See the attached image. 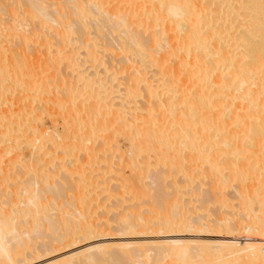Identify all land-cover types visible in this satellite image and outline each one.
Returning a JSON list of instances; mask_svg holds the SVG:
<instances>
[{
	"label": "bare ground",
	"instance_id": "bare-ground-1",
	"mask_svg": "<svg viewBox=\"0 0 264 264\" xmlns=\"http://www.w3.org/2000/svg\"><path fill=\"white\" fill-rule=\"evenodd\" d=\"M58 1L64 4L62 5L66 8L64 12H60L56 7L57 0H55L56 3L53 0H0V159L2 157L5 159L4 157H8V153H12L9 156L10 159L8 157V161L13 165L16 163L12 160H15V154L17 152L15 154L11 152L14 146H18L15 145V131L18 129V133H20L19 128L22 126L21 122L22 124L23 122L27 123L26 121L29 119L34 120L36 118L35 116L39 115L36 114L34 115L35 118H30L32 116L31 114L34 113L32 103L36 99L37 102L46 101L45 104L47 103V105L48 102H52L53 105L55 104L59 107L61 115H57H60L63 119L64 131L63 128L61 129L64 133H62L63 136H57L53 131L52 134L55 136L53 138L51 137V130L48 133V130H43V127L39 130L36 125L35 128L31 124H25L27 129L24 127V130L30 131H28L30 138L26 131H21L25 132L28 136L21 133L25 138L24 143L26 141V145L28 146L26 148L30 146L32 148L30 149L31 152L34 150V152L39 153L38 151L43 147L44 141L48 140L55 149L62 150L70 155L72 154V156L75 154V151L80 152L82 150L81 152L85 156L87 155L86 157H82V161L88 159L90 163H93L96 161L97 153L106 150V146L108 145L109 147L111 144L110 141L112 142L113 140H111L113 136L108 134L112 127L110 129H107V127L113 125L115 128L117 126L115 128L117 133L121 132L123 136L126 135L127 139H129L128 156H126L127 154L125 155L127 157L125 161L132 164L133 169L137 171L133 170L134 176L131 179L129 178L130 180L122 176L123 174L119 175L120 178L118 180L120 181L119 185H117L119 187L114 185L116 189L118 188L116 190L118 192L115 194L111 192L114 198L110 200H114L115 202L118 196L123 198L122 191H126L131 194L130 200L135 198L139 199V196L144 194L143 197H147L148 201L152 199L151 197L154 198L152 199L154 201H150L149 209L147 207L144 208L147 209L146 211L148 215L150 214L149 216H145V213L143 214L140 211L142 206L138 209L137 203V207H135L138 210L137 212L135 208L132 211V208L129 209L128 207L126 209L122 208V211L115 212V204L107 207V211L114 212V221H117L115 223L118 224V226L115 224L113 228H110L112 230L115 228L118 231H115V229L113 231L110 230L112 233L109 230L106 231L104 226L109 224L106 222V216L103 215L101 217L104 218L103 229H105L106 234L109 232L108 235H124L129 238L116 239L112 243H106L107 241L104 242L103 240H101L103 242L94 241V243L91 242L85 246L82 245L81 248L72 251L67 252L66 250V254L56 257V259L52 258L45 263H39L98 264L103 259V261L108 260L107 262L109 264H124L122 260L125 259H123V253L121 252L123 249L127 250L131 256L136 257L137 251H135V247H143L150 250L156 246H162L164 248L167 246L166 249L169 247L168 251H170V248L172 250L176 248V250H173V253L171 250L169 252L170 254L167 253L165 257L173 256L178 258V264H194V259L197 258H201L207 262L216 259L220 264H230L229 262L231 260L228 262V259H233L234 261L240 259L245 264H264V253L262 252L264 250V0H112L117 5L115 4L116 6L114 7L111 6V9L109 7L110 11L107 7L110 2L104 4L102 0ZM117 1L122 2L121 8L118 6ZM111 5L114 4L112 3ZM67 8H69L70 12H67ZM65 10L67 11L65 12ZM68 15L72 17L68 18ZM34 23L38 26L33 25ZM44 30H47L45 31L46 34L48 33L47 36L50 34L53 39L55 38L56 46H58L56 48H60L61 46L66 47L67 44L72 42V36L76 35L77 37L75 36V38L80 39L79 42L82 41L81 45L86 48L85 52H82V54L84 53L86 55L84 58L88 57L89 59H87L90 61L93 59L90 63L99 57L95 49L98 45L97 41L103 39L104 36L106 38L108 37V46L113 45L115 47L116 44L122 61L127 67L128 65L131 67L129 69L130 76L122 86L120 95H117L115 90H113L114 84L103 88L105 82L103 81V84H101V81L95 78L92 80L84 77L86 81L83 79L85 81L83 85L77 84V86L72 81V84L69 82L71 84L70 86L67 81L69 79L66 78V80L57 71L61 69L58 66L59 60L57 58L54 59L57 62L53 60L55 51H50L49 47L51 45L46 40L47 36L45 38ZM73 33L75 34L73 35ZM89 33L94 36H90L92 40L89 37ZM50 36L48 37L49 39H51ZM96 39L98 40L96 41ZM174 40L175 43H171ZM70 45L69 50L71 49L72 51L68 52V55H65L67 56L65 57L67 60L68 56L70 59V56L74 54L73 48H70ZM75 45L80 44L75 43ZM178 50L183 54H187L188 60L184 62L186 57H182L184 60L182 61L180 59L182 64H179V66L186 63L183 67L185 68L184 71L186 72V78L189 83L186 82L188 84L184 85V87L179 86L180 90L176 92L174 88L176 81L173 80V84L169 79L171 77L172 80L174 77L172 78L168 73L169 77L167 79L169 80L166 82L163 76L169 69L166 61L175 57ZM41 54L48 55L47 58L44 56L46 60L43 59L45 64L48 65L49 62V66L47 67L52 69L59 68L53 70L54 72L57 71V73L52 78H48V76L38 77L40 74L36 70L40 67L37 66H41L39 63H44ZM40 55L42 57L41 59ZM78 55L76 54L75 57L78 58ZM146 57H150V60H147ZM99 59H97V63L101 64ZM82 60L80 61L81 63L83 62ZM77 61L79 62V60H76L75 62H70L71 64L69 63L68 65L77 67ZM35 63L38 65L36 66ZM168 63L170 64V61ZM173 63L171 61L172 66L176 64V62ZM146 65L156 66L154 68L155 70L161 68L159 70L160 72L157 71L158 75L155 72L152 73L154 75L153 81L148 77L151 79L149 81L145 77L146 75L144 76L143 72L146 71L145 69L147 67H143ZM96 66L94 65L95 69ZM47 67L45 65V68ZM165 67L168 69L166 70ZM162 68L166 71H163ZM173 68L174 66L170 70L172 71ZM34 69H36L35 71L38 74ZM73 69L72 66L71 71ZM92 69L94 70V68ZM175 69L176 67L174 71ZM41 70L39 69V71ZM34 72L36 76L38 75L37 77L35 75L33 76ZM41 75L43 76V74ZM55 81L59 85L57 88L51 87ZM141 83L144 85L142 89L139 86ZM15 92L19 93V97L16 100L20 101L19 104L23 102L22 106L16 103L14 99L10 100L9 97L14 95ZM50 93H53V96ZM47 94H50L53 98L46 99L47 96L45 97L44 95ZM84 96L85 98L87 97L86 99L91 100L90 104L87 103L88 100L86 102L81 99ZM83 101L89 106L86 107ZM139 101L142 102V105H140ZM13 102L18 104L17 108H12L16 106L13 105ZM132 103H139L138 109L140 111L143 110L145 114L138 112L132 113ZM44 109L46 110V105ZM106 114H110V116L108 115L109 118L106 116L107 119L104 117ZM40 115L37 118H40ZM38 125L39 127L41 126L40 124ZM103 130L108 131L104 133L102 132ZM115 130L113 134L116 132ZM103 133L106 136L111 135L112 137L105 136L104 138ZM12 134H15V136L13 135L12 137ZM17 135L20 136V134ZM25 136L28 138L27 140ZM49 136L50 138H47ZM21 137L18 138L21 139ZM96 137H100L102 140L98 142ZM19 141L17 144H20L23 140L20 143ZM88 141H91L89 142L90 145ZM16 148H19V146ZM184 150L188 153L186 154L185 152L186 158L183 155ZM146 151H151L150 155L152 156H149L147 152L148 158L153 157V155L156 157L155 162L151 158L153 162L145 160L148 159L144 156ZM248 151L250 153L254 152V157L257 158L255 161L252 160L249 163H255L256 161L258 163V166H255L253 163L251 164L257 170L251 167L255 171H253L255 176L250 177L252 180H255L254 182L256 184L261 185H258V187L255 185L256 189L254 188L253 190H247L248 187L244 183L243 187L234 186V184H231L232 177L230 178V175L232 174L233 176V173L234 177L235 175L236 177L241 176V181L246 177L247 173H245L246 175L243 173L245 170L239 171V169L242 166L240 165V161L243 157L245 158L246 153H249ZM41 153L40 151L41 158L38 154H32L31 161L24 164V167H27H23L24 170L19 166L20 162V165L23 166L20 157H18L20 154L18 156V153L16 154V161H19L17 165L24 173L19 172L17 167V174V165H14V171L17 175H14L13 178L16 179L19 177L17 178L18 180L21 178V174H26L25 179L23 178L24 181L21 179L17 181L10 177L15 174L14 172L7 173L9 176H6L7 174L5 173L11 167V164L9 166L4 164L6 167L3 163H0V175H3L0 176V186L5 180L7 181L10 178L16 181L13 185L22 181L19 189L15 185V189H6V191L9 190L8 193L5 192L2 194V191L5 190L4 188H1L2 191H0L2 192L0 193L2 194L0 195V264H21L29 258L30 262H33V258L40 259L38 256L42 257V255H47L48 248L55 249L57 246H53L54 244L57 245L61 242L63 248L66 246L63 244L68 245V243L71 244L72 242L77 244L79 241L77 243L76 241L81 237L83 239L88 238V240L89 238L94 239L98 228L99 232L97 234L99 236L105 234V232L100 234L101 227L96 229V226H100L102 223L97 224L95 222L96 225L94 223V219L97 216L99 217L100 212L93 210L98 209L99 205L95 204L96 208L89 207L92 201L96 202L93 197H88L91 191L90 189L92 188L93 190L96 187L94 183L95 178L93 180L90 176L88 178L87 175L85 176L84 174L85 177L82 175L83 170L81 169L82 166L79 156L75 155L74 159L78 157L77 160L67 161L66 164L65 162L64 164L59 163L61 164L59 168L62 169V172L57 177H54L50 174L52 172L49 171V173L48 170H45L47 164L45 166L43 165L44 163L40 164L41 161L39 160L45 155L44 151V154L42 153L41 155ZM212 155L215 157L213 158ZM209 156L212 158H209ZM196 158H199L205 164L207 163L208 171L213 170L211 172L213 174L210 173L213 181H211V177L209 179L213 183V189H216V192L218 188L220 190V188L232 186L234 190L233 195L235 194L236 197L240 198L242 202L240 204L243 206L246 205L247 208L244 207L245 210L247 209L251 213V216H248L251 217V219L248 218L251 222L242 224L239 228L228 218L217 219L212 221V225L213 223L215 225L213 228L215 229H210L208 225L206 227L200 220L198 223L194 219V224L188 222L189 216L179 210L181 207H179L178 201L181 197L178 198L176 195L178 190H176L177 187L174 188L175 182L169 179L173 180V176L170 174L173 168L175 170H182V165H185L184 163H190L191 160L193 162ZM38 161L39 166L37 165ZM120 161H122V158ZM120 161L118 165H120ZM2 162L4 161L2 160ZM89 162L85 164H89ZM123 162L121 166L125 163ZM108 164L106 165L108 167L107 169L109 171L112 169L113 171L114 168L112 166L110 168ZM158 164L159 166L163 165L166 169L162 168L163 166L160 167L162 170L158 167L154 169ZM35 165L39 167V171L36 170L37 167L35 168ZM41 165L44 168L40 170ZM82 165L84 166L83 162ZM14 166L9 169L13 170ZM199 166L195 168L197 173L204 175L205 171H200L202 168H199ZM148 167H152L153 170L150 169L152 172L149 170V173L146 176L144 175V178V169L148 170ZM5 168H7L6 171ZM47 168L52 170L48 166ZM83 169L85 168L83 167ZM133 171L131 174H133ZM231 171L232 173H230ZM118 172H116V175ZM165 172L169 173L166 174ZM48 173L49 177H46L45 175ZM187 174L190 176L191 173L189 172ZM1 177H3V180L6 179L3 181ZM142 177L144 179L147 178V182ZM164 179H168L169 184H167V180L164 183ZM186 179L188 180V177ZM12 180L10 182H13ZM3 185L6 184L3 183ZM165 185L166 187L170 185L172 191L168 192L169 189L167 190V188L165 190ZM7 187L10 188V183ZM148 187L152 188V190L149 188L148 191L151 190V193L154 192L153 194L150 193L151 197H149L150 194L148 196L145 195L148 192L146 190ZM196 188L198 189V187ZM16 189L19 191H13ZM201 192L203 193V197L200 198L207 200L208 194L206 193L208 190L205 188ZM250 193H252L251 196ZM205 195L207 196L206 198L204 197ZM198 197L196 198L198 199ZM121 198L118 200H121ZM144 199L142 201H147ZM203 200L200 199L199 202H203ZM51 201L54 204L56 202V204H52ZM57 201H59L58 203L66 205L64 206L66 208H60V204L58 205ZM117 201L115 203H118ZM136 201L134 200V202ZM139 201L141 200L139 199ZM144 202L143 204L145 205ZM147 203L149 207V202ZM151 204L153 205L152 207ZM57 205L58 207H56ZM49 207L50 209L52 207L55 210L57 209L55 215L54 209L52 208L53 212L51 213ZM144 209L142 208V210ZM104 211L106 210L104 209ZM109 214L111 215V212ZM113 216L111 215L109 218ZM114 221L112 220V222ZM195 222H197V225H195ZM153 225H160L155 227L159 229H155V231H160V235L166 231L168 232L164 235L162 234L163 237L159 240L152 239L154 241H145V239H139L146 232L152 233L153 231L154 235L157 234L153 230ZM118 227L119 229H117ZM138 227L143 228L142 230H147L145 232L140 230L141 228L137 230ZM181 227L184 228L187 234V230L193 234L195 231H198L195 233L199 234L195 235L205 236V238L196 239L194 237L177 236L179 233H185L181 231ZM178 228L180 232H178ZM161 229L166 231L163 230V232ZM176 230L177 235L175 234ZM239 230L247 233L240 242H238L240 237L231 236L238 233ZM43 231H45L44 234ZM52 231L54 234H52ZM114 231L118 234L113 233ZM48 232L50 233L48 240L53 239L55 243L51 240L50 242L53 241V245L49 246L52 243L47 240L50 244L46 241V250L43 249L47 254L42 251V255H40L37 252L38 250H34L36 249L34 241L38 237L42 239L46 233L47 235L49 234ZM218 232L226 236H218L220 235ZM149 233H146V235ZM40 234H43V236ZM52 235L53 238L51 237ZM77 236L80 238L77 240L74 239ZM83 239L80 240L84 242ZM56 240L59 242L57 243ZM64 241L67 242L64 243ZM41 242L43 243V240ZM71 245L68 246L73 247ZM192 245L197 250L190 249ZM113 248H116V251L117 248L121 249L119 255L116 254L118 252L115 250V254H113ZM38 249L42 250L40 248ZM52 250L49 252L53 253L57 252L56 250L61 251L62 249L61 247H57L55 251ZM155 253L156 261H160L159 259L163 257L164 253L162 255L159 254L162 253L159 251ZM105 256L108 257L107 260H104ZM120 256H122L121 260ZM191 259H193V262ZM30 262L28 261L27 263Z\"/></svg>",
	"mask_w": 264,
	"mask_h": 264
},
{
	"label": "rangeland",
	"instance_id": "rangeland-1",
	"mask_svg": "<svg viewBox=\"0 0 264 264\" xmlns=\"http://www.w3.org/2000/svg\"><path fill=\"white\" fill-rule=\"evenodd\" d=\"M103 2H104V4H107V3H109L108 4V10H109V7H110V9H111V6L112 7H114V6H116L117 4H116V2L115 1H110V0H102ZM53 2H55V0H53ZM60 1H58L57 0V3L55 4V5H57L56 7L59 9V11L60 12H64V9H66L64 6H62V5H64V4H62V2H60ZM114 4V5H111V4ZM117 3H118V6L120 7L122 4V2H119V1H117ZM116 4V5H115ZM62 6V7H61ZM64 7V8H63ZM105 8H106V6H105ZM121 8V7H120ZM125 8V7H124ZM68 10V11H67ZM67 10H65V12L67 11V12H70V10H69V8H67ZM110 11V10H109ZM72 16H70L69 17V15H68V18H71ZM219 22V21H218ZM33 25H35V23L33 24ZM32 26V25H31ZM35 26H38V25H35ZM42 30V29H41ZM45 31H47V30H44V35H45V38H46V36L48 35V33L46 34L45 33ZM75 33H73V35H74ZM170 34V33H169ZM52 35V34H51ZM49 36H50V34H49ZM49 36H47V38L49 37ZM76 36V35H75ZM75 36H72V42L70 43V44H72V45H70V44H67L66 45V47H62L61 45V47L60 48H56V47H58V46H56L57 44H56V40H55V38L53 39V37L52 36H50V38L51 39H47L46 38V40L48 41V43L51 45L50 47H49V49H50V51L52 50H54L55 51V56H54V58H53V60L54 59H58L59 61H60V63H59V61H58V66H59V68H61L60 69V71L59 70H57L56 68H58V67H56V68H54V69H56L61 75H62V77L64 76L65 77V79L67 78V79H69V80H67L68 81V83L70 82H72L73 81V83L75 84V85H79V84H84L85 83V79H84V77L86 78V79H92V80H94V78L95 79H99L101 82V84H103V81L105 82L104 83V86H103V88H106V87H109V86H112L113 84V90H115V92H116V94L118 95H120V93H121V89L123 88L122 86L127 82V78L130 76V71H129V69H131V67H129L130 65H128V67H127V65L126 64H124V62L122 61V59H121V55H120V52L118 51V49H117V47H116V44H115V47L112 45V46H108L109 44H108V37L106 38L105 36V39H104V37H103V39H101V40H99V41H97L98 39H100V38H98V39H96V41H97V48L95 47V49H96V53L98 54L97 56H99L97 59H99V58H101V59H99L100 61H101V64H98L97 63V59H95L94 61H95V63L97 64V66H96V64L95 63H90L93 59H91V61L90 60H88L87 58H84V57H86V55L83 53L82 54V52L84 51L85 52V47L83 46V45H81V42H79L80 41V39H77V38H75ZM94 37L93 36V34L91 35V33H89V37ZM77 37V36H76ZM90 37V38H91ZM76 40V41H75ZM91 40H92V38H91ZM173 40V39H172ZM54 42V43H53ZM75 43L76 44H80V45H75ZM107 43V44H106ZM171 43H175V40L174 41H171ZM55 44V45H54ZM69 45H70V48H73V51H74V54L72 55V56H70V59H69V56H68V60H67V58H65V57H67V56H65V55H68L67 53L68 52H71L72 50L70 49L69 50ZM76 46V47H75ZM52 47H53V49H52ZM77 47H78V49H77ZM84 47V48H83ZM74 48H76V50H74ZM82 48V49H81ZM64 49V50H63ZM99 51H98V50ZM68 50V51H67ZM82 50V51H81ZM77 51V52H76ZM65 52H66V54H65ZM78 55L77 57L78 58H76L75 57V55ZM179 54V55H178ZM41 55H42V57H41ZM40 55V59L42 58V60L44 59V60H46V58L48 57V55H46V54H41ZM71 55V54H70ZM82 55H83V57H82ZM44 56H46V58H44ZM73 56H74V58H76V59H74L73 58ZM74 59H72V58ZM176 57V58H175ZM175 57H172L171 59H169L168 61H170V64L168 63V61H166V63L168 64V67H169V69L168 68H166L167 67V65H166V67H165V69L167 70H164V68H162V70L163 71H166L167 73H164V76H163V78H164V80L166 81V82H168V80L170 79V82L172 81L173 82V80L174 81H176V83L174 84V82H173V84H174V88H175V90H176V92L178 91V90H180L179 88L180 87H184V85H186V84H188L189 82H188V80H187V75H186V72L184 71L185 70V68L183 67V66H185L186 65V63L184 64V65H180L179 66V64H182V61L184 60L182 57H186L185 58V60H184V62H186V60H188V57H187V54H183V53H181V52H179V50H178V53H176V55H175ZM81 58V59H80ZM147 58V60H150V57L148 58V57H146ZM83 59V60H82ZM182 61H181V60ZM44 60H43V62H44ZM76 60H79V62L77 61L76 63H77V67L75 66L74 67V65H72L73 66V70L71 71V69H72V66L71 65H68L70 62H75ZM83 61L82 63L80 62V61ZM99 60H98V62H99ZM174 60V61H173ZM54 61H56L57 62V60H54ZM62 61V62H61ZM122 61V62H121ZM171 61H172V63L174 62H176V66L175 65H173L174 66V68L176 67V69H175V71H174V68H173V70L171 71L170 69H172V65H171ZM179 61V62H178ZM165 62V61H164ZM130 63V62H129ZM165 63V64H166ZM173 63V64H174ZM178 63V64H177ZM41 66H37L38 64H36L35 63V65L37 66V67H40L39 69L41 70V71H39V69H37L36 67V69H34V71L36 70V71H38L39 72V74L41 75V74H43V76L41 75H37L38 77H44V76H48V78L50 77V78H52L53 76H54V74L55 73H57V71H53L54 69H52V68H50V67H47V66H49V62H48V65L47 64H45V62L44 63H39ZM68 66H70V67H68ZM71 64V63H70ZM45 65H46V67L48 68V70H47V68H45ZM63 65V66H62ZM79 65V66H78ZM94 65L96 66V69H95V67H94ZM44 66V67H43ZM92 66V67H91ZM147 67V69H145L146 71V73L145 72H143L144 73V76L150 81L151 79V81H153V77H154V75L152 74L153 72H155L156 74H157V71H159V70H161V68L159 69L158 67V69L157 70H155L154 68L156 67V66H152V65H146V66H144L143 68H146ZM187 67V66H186ZM58 68V69H59ZM70 70H69V69ZM76 68V69H75ZM92 68H94V70L92 69ZM104 68H105V70H104ZM150 68V69H149ZM52 69V70H51ZM83 69V70H82ZM150 71H149V70ZM35 71V72H36ZM43 71V72H42ZM51 71V72H50ZM85 73H84V72ZM171 73H173V74H171ZM33 73V76L37 73ZM42 72V73H41ZM54 72V73H53ZM106 72V73H105ZM160 72V71H159ZM68 73V74H67ZM168 73H169V75L170 76H172V80H171V77H169V75H168ZM38 74V73H37ZM151 74V75H150ZM155 74V75H156ZM59 75V74H58ZM87 75V76H86ZM96 75H97V77H96ZM153 75V76H152ZM158 75V74H157ZM168 75V76H167ZM174 75V76H173ZM36 76V75H35ZM36 76V77H37ZM60 76V75H59ZM71 76V77H70ZM73 76V77H72ZM81 76H82V78H81ZM107 76V77H106ZM151 76V77H150ZM61 77V76H60ZM75 77V78H74ZM93 77V78H92ZM102 77V78H101ZM151 78V79H149V78ZM157 77V76H156ZM169 77V79H167ZM47 78V77H46ZM85 81H84V80ZM111 79V80H110ZM54 80V79H53ZM98 80V81H99ZM165 81H164V83H165ZM53 82V81H52ZM76 82V83H75ZM78 82V83H77ZM83 82V83H82ZM186 82H188V83H186ZM9 83V82H8ZM69 83V84H70ZM108 83H109V85H108ZM53 84V85H52ZM50 86L51 87H58L59 85H58V82L57 81H55L54 83H52ZM72 84V83H71ZM71 84H70V86H71ZM107 84V85H106ZM116 84V85H115ZM143 83H141L139 86L141 87V89L143 88V86L144 85H142ZM57 85V86H56ZM77 85V86H78ZM177 85V86H176ZM73 86V85H72ZM180 86V87H179ZM80 87H81V85H80ZM102 88V89H103ZM56 90V89H55ZM142 92V91H141ZM54 93V92H53ZM53 93H50L52 96H53ZM179 93V92H178ZM50 94H47V95H44L45 97H46V99H52L53 97L50 95ZM86 95V94H85ZM10 96V95H9ZM43 96V97H44ZM50 96V97H49ZM7 98H8V96H6ZM18 97H19V93H16L15 92V94L14 95H12V96H10L9 98H10V100H12V99H14V100H16V99H18ZM44 97V98H45ZM84 98V99H83ZM87 98V97H86ZM85 98V96L84 97H82L81 99L82 100H85L86 102H87V100H88V102L87 103H91V100H89V99H86ZM37 100V99H36ZM35 100V102L34 103H32V106L34 107V113H32L31 115V117L30 118H33L34 117V115H36V114H41L40 115V118H37L39 115H37V116H35L34 118V120H31V119H29L28 121H26L27 123H25V122H23V124H24V126H23V124H22V122H21V127L19 128L20 129V133H18L19 131H18V129L15 131V133H16V136H15V134H12V137H13V135L15 136L14 137V139H15V145H18L19 146V148H16V147H18V146H14V149L11 151V152H13L14 154L16 153L17 154V156L18 157H20V161H22V163H23V166H21L20 164H21V162H20V164H19V161H16L17 160V156H16V154H15V160L13 159H11L13 162H16V163H14V165H17V164H19V166L21 167V168H23L24 167V164H26L27 162H29V161H31V158H32V154H38L39 156H40V151L43 153V151H44V153H45V155H43L42 156V159H40L39 161H41L40 162V164L41 163H44L43 165L45 166V164H47V166L50 168V169H52V170H49L48 168H47V166L45 167V170L47 171L48 170V172L50 171V172H52V173H50V174H52L54 177H57V175H59V174H61V172H62V169H60L59 168V165H61L62 163L64 164V162H65V164H66V162L68 161H72V160H77V158L78 157H76L75 159H74V157H75V155L77 156H79V159H80V164H81V169L83 170L82 172V175L84 176V174H85V176L87 175L88 176V178H89V176H90V178L91 179H93L94 180V178H95V180H94V183L96 184V187L92 190V188L90 189L91 191H90V194H89V196L88 197H93V199H95L96 200V202L94 201H92V203H91V205L89 206L90 208H96L95 207V204H98L99 205V207H98V209L96 208L95 210H93V209H91V210H93V211H99L100 212V214H99V217L97 216V214H95V213H97V212H95L94 214L97 216V220L96 219H94V223L96 222L97 224L98 223H102L100 226H96V229L98 228V227H101L100 228V234L101 233H104L105 232V234H101V236H103V237H101V236H99L97 233L99 232L98 230H99V228H98V230H97V232L95 233L96 234V236H99V237H96L95 236V234H94V236L96 237H94V239L92 238V239H90L89 238V240H88V238L86 239V238H80L79 236H77V237H74V239H78V238H80V239H83V241L84 242H82V240H80V239H78L77 241L76 240H74V241H76V243L77 244H74L73 242L71 243V244H69L68 243V245H71V246H73V247H70V246H68L67 244H63V245H66V246H64L63 248H65L64 250H63V248H62V244H61V242L60 243H58L59 241H57L56 240V242L58 243L57 245L56 244H54L53 245V239H50V241L51 240H53L52 242H50L49 240H48V238H49V235H50V233L47 235V233H46V235L45 236H43V234H44V232L45 231H43V234H40V235H42L43 237H42V239L41 238H39L41 241L43 240V243L41 242H39L37 239H36V241H34V246H35V248L36 249H34L33 247V249L34 250H38L37 252L40 254V255H42V251L43 252H45L43 249H45V247H47V245H45V243H46V241L48 240L50 243H52V244H50L48 241H47V243L48 244H50L49 246H51V245H53V246H57V247H61V251H58V250H56V248L54 249L53 248V250H52V248L51 249H47L48 251V254L47 255H42V257L41 256H38V257H40V259H36V258H33L34 260L36 259V261H34L33 260V262H30V258L28 259V260H26L27 262L29 261L30 263H27L26 261L25 262H22L23 264L25 263V264H40L39 262H41V263H45L47 260H49V259H56V257H60L61 255H64V254H66V250H67V252L68 251H72V250H74V249H78V248H81V246L82 245H87V244H89V243H94V241L96 242H106V243H112V241H114V240H116V239H126V238H129V237H125L123 234H120V235H123V236H115V234H110V235H108L109 234V232L110 233H112L111 231H113L111 228H113L114 226H115V222H117V221H114L115 220V214H113L114 212H112V211H107V207L108 206H110V205H112V204H115L116 205V208H115V212H119V210L120 211H122V208L123 209H126L127 207L129 208V209H131L132 208V211H134V208L135 207H137L138 206V209H140L139 207H141V209H140V211L141 212H143V214L145 215V216H147L148 215V213H147V209H144V208H150V201L152 200V199H154L153 197H151V194H153V193H151L150 191L152 190V188L151 187H148L146 190L148 191V189L149 188H151V190L150 191H148V192H146V196H148L150 193V196L149 197H151L152 199L151 200H147V197L145 198V197H143V195L144 194H141L139 197V199L141 200V201H139V199H137V198H135V199H133V200H130V198H131V194L128 192H126V191H122V197L123 198H121V197H119L118 196V199H120L121 198V200H116L118 203H115L114 202V200H110V199H112V198H114V197H112V195H111V192H113L114 194L116 193V192H118V191H116L117 189L115 188V186L114 185H116V187H119V186H117V185H119V181L120 180H118L120 177H119V175L121 174H123L122 176H124L126 179H131V177H133L134 176V171H137V170H134L133 169V166H132V164H129V162L128 161H125L126 160V158L127 157H125V155L126 156H128V149H129V147H128V145H129V139H127V136L126 135H124L123 136V133H121V132H118L117 133V131L115 130V128H117V126H115V128L113 127V125L111 126L110 125V127L108 126L107 127V129H110L111 127H112V129H110V132L108 133V134H111V135H107V136H109L110 138H111V140H112V142L110 141V143L112 144H110L109 145V147H108V145L106 146V150H104L103 152L101 151V152H98L97 154V157H96V161H94L93 163H90L89 161H88V159H86V160H83L82 161V157H86L85 156V154L84 153H82L81 151L79 152V151H75L73 154V156H72V154L70 155V154H68V153H66V152H63L62 150H59V149H55L52 145H51V143H49V141L48 140H45L44 141V143H43V147L42 148H40V151H38L39 153H37L36 151L34 152V150L31 152V150L30 149H32L30 146H29V148H26V147H28L27 145H26V141H25V143H24V140H25V138L23 137V135H26L25 134V132H21V131H26V130H24V127H25V124L27 125V124H31V126H37V128L40 130L42 127L44 128L43 130H48V133L49 132H51V134L53 133V131H54V134L55 135H57V136H60V135H62V131H61V129L63 128V131H64V123L62 124V118H61V113L59 112V107H57L55 104L53 105V103L52 102H48V105H47V103L45 104V102L46 101H44V102H42V101H36ZM93 100V99H92ZM143 100V99H142ZM90 101V102H89ZM19 102L20 101H17L16 100V103H18L19 104ZM140 102V105H142V102L141 101H139ZM52 103V104H51ZM93 103V102H92ZM18 104H15L14 102H13V105L15 106V107H12L13 109L14 108H17L18 107ZM22 104H23V102L21 103V104H19V105H21L22 106ZM51 104V105H50ZM83 104L84 105H86V103L83 101ZM12 105V106H13ZM35 105V106H34ZM43 105V106H42ZM45 105H46V110L44 109V107H45ZM50 105V106H49ZM180 105V104H179ZM3 106V105H2ZM21 106H19V107H21ZM41 106V107H40ZM52 106V107H51ZM87 106H89V105H86V107ZM139 106V103H132L131 104V112L133 113V112H138V113H143V110H139L138 107ZM181 106V105H180ZM4 107V106H3ZM48 107V108H47ZM179 107V106H178ZM38 109V110H37ZM41 111V113H40V111ZM58 111V113H57V111ZM35 112H37V113H35ZM23 113V112H22ZM57 114H60V115H57ZM143 114H145V112L143 113ZM143 114H140V115H143ZM56 115V116H55ZM110 116V114H106V115H104V117L107 119V117L109 118V116ZM50 116V117H49ZM52 116V117H51ZM107 116V117H106ZM52 118V119H51ZM61 118V119H60ZM50 119V120H49ZM51 120H52V122H51ZM21 121V120H20ZM35 122V123H34ZM107 123H108V121H106ZM34 123V124H33ZM59 123V124H58ZM61 123V124H60ZM33 124V125H32ZM38 124H40L41 126L39 127V125ZM36 126H35V128H36ZM48 126V127H47ZM26 129H27V127H25ZM46 128V129H45ZM48 128V129H47ZM21 129H23V130H21ZM116 131V132H114V134H113V131L114 130ZM43 130H41L42 132H43ZM49 130H51V131H49ZM113 130V131H112ZM29 131V130H28ZM28 131H26V133H27V135L29 136V138H30V135L28 134ZM107 131L108 130H106V131H102V132H104V133H107ZM30 132V131H29ZM21 133H23V135L21 134ZM100 133H101V131H100ZM104 133H103V135H104ZM118 135H117V134ZM122 135H121V134ZM17 134H20V136H22L21 137V139L20 138H18V137H20V136H18ZM51 134H49L50 136H51ZM54 134H52V136L51 137H55L54 136ZM64 134V133H63ZM116 134V135H115ZM26 135V136H27ZM99 135H102V134H99ZM18 136V137H17ZM25 136V137H26ZM27 136V137H28ZM50 136L49 137H47V138H50ZM56 136V137H57ZM63 136V135H62ZM105 136L106 135H104V138H105ZM106 136V137H107ZM122 136V137H121ZM26 137V140L28 139ZM126 137V138H125ZM18 138V139H17ZM24 138V139H23ZM18 140H20L19 141V143L21 142V140H23L20 144H17V142H18ZM96 140L98 141V142H100L102 139L99 137H96ZM100 140V141H99ZM89 142H91V141H88V144H89ZM24 144V145H23ZM50 144V145H49ZM87 144V145H88ZM90 145V144H89ZM117 145V146H116ZM49 146V147H48ZM53 147V148H51V147ZM116 146V147H115ZM112 147H114V148H112ZM128 147V148H127ZM108 148V149H107ZM109 148H110V151H109ZM116 148V149H115ZM18 149H20V150H17ZM54 149H55V152H54ZM127 151H126V150ZM16 150V151H15ZM53 150V152L55 153V156H54V153L53 152H51ZM112 150H113V152H112ZM115 150V151H114ZM116 150H118V151H116ZM23 153H22V152ZM46 151H48V152H46ZM126 153H125V152ZM19 152H21V153H19ZM79 152V153H78ZM84 152V151H83ZM112 152V153H111ZM122 154H121V153ZM124 152V153H123ZM147 152L148 151H146V154L144 153V156L145 157H147L148 158V154H149V156H152V155H150V152H148V154H147ZM185 152H186V150H184V157L186 158V155H185ZM245 152H247V151H245ZM249 153H246V155H245V153H243L244 155H245V158L243 159L242 158V160L240 161V165H242L241 167H240V169H239V171L240 170H242V171H244L243 173L245 174V173H247V175H246V177H244V179H243V181H241L242 179H241V176H238V177H240L239 179H238V177H236V175H235V177H234V173H233V176H232V174L230 175V178L232 177V180H231V184H234V186H244V184H245V186L246 187H248V189L247 190H253L254 188H255V185L258 187V185H260V184H256V182H254L255 180L253 179L252 180V178L250 177V176H255V171H254V169H256V165L258 166V163H257V161L254 163V162H251V163H249L250 161H255L257 158L256 157H254V152L252 153H250V151H248ZM42 153H41V155H42ZM43 153V154H44ZM81 153V154H80ZM12 153H8L7 154V156L9 157L10 155H11ZM13 154V155H14ZM83 154H84V156H83ZM186 154H188L187 152H186ZM213 155H214V153H212ZM216 154V153H215ZM242 154V155H243ZM252 154V155H251ZM12 155V156H13ZM82 155V156H81ZM119 155V156H118ZM122 155H123V157H122ZM141 155H142V153H141ZM147 155V156H146ZM212 155V157L214 158L215 156H213ZM243 155V156H244ZM252 157H251V156ZM258 155L260 156V153L258 152ZM39 156H38V158H39ZM118 156V157H117ZM211 156V155H210ZM209 156V158H212V157H210ZM8 157H4L5 159H3V157L1 158L4 162H6V163H4V162H2V160H1V162L0 163H3V165L4 164H6L7 166H9L10 164H11V162L10 161H8ZM58 157V158H57ZM122 158V161H120L121 160V158ZM140 157V156H139ZM40 158H41V156H40ZM48 158V159H47ZM119 158H120V160H119ZM153 159L154 160V162H155V159H156V157L153 155V157H149L148 159H145V160H147V161H152L153 162V160H151V159ZM255 158V159H254ZM9 159H10V157H9ZM46 159V160H45ZM51 159H52V161H51ZM79 159H78V161H79ZM150 159V160H149ZM26 160V161H25ZM48 160V161H47ZM123 160H124V162H123ZM139 160H140V158H139ZM197 160V161H196ZM247 160V161H246ZM39 161H38V163H37V165L39 164ZM51 161V162H50ZM83 162V164H84V166L82 165V162ZM84 161H86L87 163L89 162V164H85L86 162H84ZM109 161V162H108ZM120 161V165H118L119 162ZM141 161H142V158H141ZM185 161H188V160H185ZM196 161V162H195ZM10 162V163H9ZM122 162L124 163L122 166H121V164H122ZM151 162V164H153ZM192 160L190 161V163H188V162H186V163H184L185 165H182L183 166V168H182V170H184V171H182V170H180V169H176L175 170V168H173L172 170H171V172L172 173H170V174H172V176H173V180L172 179H169V177H168V179L170 180V181H174L175 183H174V185H175V187L174 188H176L177 187V189L176 190H178L177 191V193H176V195L178 196V198H180L179 199V207H181V209L179 208V210H181V211H183L184 212V214H186L187 216H189V217H191V218H189L188 217V222H191V223H193V221H195L194 219H196V221L199 223V220L202 222V224L203 225H208L209 226V228L210 229H215V228H213V227H215V225H214V223H213V225H212V221H215V220H217V219H223V218H228L229 220H231V222H233V223H235V225L236 226H238L239 228L241 227V225L242 224H247V223H249V219H251V217H248V216H251V213L249 212V210H245V208H247V206L246 205H241L242 204V202L240 201V198H238V197H236V195L234 194L233 195V188H232V186H227V187H223V188H220V190H219V188L217 189V192H216V189H213L214 188V186L212 185L213 183L211 182V181H213V178H212V175L211 174H213V173H211V172H213V170L211 169V171H208L207 169H208V166H206L207 165V163L205 164L203 161H201L199 158L197 159H195L192 163ZM198 162H201V163H198ZM8 163V164H7ZM59 163H61V164H59ZM109 163V164H108ZM117 163V164H116ZM195 163H197V164H195ZM255 164V166L253 167L251 164ZM257 163V164H256ZM39 164V165H40ZM49 164V165H48ZM108 164V166L110 167V166H112L114 169H113V171H112V169H111V171H109L107 168L108 167H106V165ZM111 164V165H110ZM190 164V165H189ZM193 164V165H192ZM202 164V165H201ZM243 164H245V165H243ZM249 164V165H248ZM6 165H4V166H6ZM13 164H11L10 166L11 167H9V168H12L13 166H14ZM37 165H35V168L37 167V169L36 170H38L39 169V165L37 166ZM43 165H41L42 167L40 168V170L42 169V168H44L43 167ZM115 165H116V167H115ZM129 165V166H128ZM192 165V166H191ZM200 165V166H199ZM6 166V167H7ZM52 166V167H51ZM119 166V167H118ZM121 166V167H120ZM132 167V169H131V167ZM163 166V165H162ZM161 165L159 166V164L158 165H156V167H154V169L155 168H159V169H161L162 170V168H165L164 166L162 167ZM193 166H194V169L195 168H197L198 166H199V168H202V169H200V171L202 170V171H205V174L204 175H200V173H197V171H196V169H195V171H193L194 169H193ZM247 166V167H246ZM17 167H18V165L16 166V172H17V174H18V169H19V172H21V173H24V172H22L21 171V168L20 167H18V169H17ZM83 167L85 168V169H83ZM112 167H110V168H112ZM153 167V166H152ZM152 167H148V170H146V169H144L145 170V173L143 174V177L145 178V176H146V174H148L149 172V170L150 169H152ZM160 167H162V168H160ZM191 167H192V169H191ZM251 167L252 168H254L253 170L251 169ZM7 169V168H5V171H6V169L8 170V171H6V173L5 174H7V173H10V172H14L15 173V171H14V169H15V166H14V168H13V170H11V169ZM24 168H27V167H24ZM24 168L22 169V170H24ZM109 168V169H110ZM116 168V169H115ZM243 168V169H242ZM245 168H247V169H245ZM120 169V170H119ZM137 169V168H136ZM166 169V168H165ZM250 171H249V170ZM122 170V171H121ZM134 170V171H133ZM153 170V169H152ZM164 170V169H163ZM209 170H210V168H209ZM224 170V169H223ZM252 170V171H251ZM257 170V169H256ZM39 171V170H38ZM115 171V172H114ZM120 173H119V172ZM132 171H133V174H131L132 173ZM151 171V170H150ZM191 173L190 174V176H188V174L187 173H189V172ZM191 171H193V172H191ZM207 171V172H206ZM225 171V173L226 174H228V172L226 171V170H224ZM230 171V170H229ZM249 171V172H248ZM254 171V172H253ZM54 172V173H53ZM116 172H118L117 173V175H116ZM139 172H141L140 170H139ZM152 172V171H151ZM186 172V173H185ZM21 173H19V174H21ZM40 173V172H39ZM49 173L48 174H46L45 176L46 177H49ZM115 175H114V174ZM142 173H143V171H142ZM166 173V172H165ZM167 173H169V172H167ZM166 173V174H167ZM211 173V174H210ZM230 173H232V171L230 172ZM254 173V175H252ZM4 174V173H3ZM4 174V175H5ZM13 174V173H12ZM16 173L15 174H13V175H11L10 177H14V175H17ZM210 174V175H209ZM2 175V174H1ZM0 175V176H1ZM22 176H20L21 178V180H23V178L25 179V175L26 174H21ZM145 175V176H144ZM244 175V176H245ZM3 176V175H2ZM6 176H9V174H7ZM5 176V177H6ZM27 176V175H26ZM84 176V177H85ZM118 176V177H117ZM164 176H166L165 174H164ZM208 176V177H207ZM142 177V178H143ZM188 177V180L186 179ZM212 178V180L210 181V179L209 178ZM3 177H1V180H3L2 179ZM12 178H10V179H8L7 181L5 180V182H3L4 184H6V185H3V183L1 184V186H0V191H2L1 190V188L3 189H5L4 191H2V192H0V193H2V194H4L5 192L6 193H8V191L11 189H15V187L16 186H18V189H19V187L21 186V183H22V181L21 182H19V183H17V184H15V185H13L14 184V182L16 183V181L15 180H17V178H19V177H17L16 179L15 178H13V179H15L14 181L12 180ZM115 178V179H114ZM143 178V180H145L146 182H147V178L146 179H144ZM172 178V177H171ZM246 178V179H245ZM251 178V179H250ZM20 179H18L17 181H19ZM87 179V178H86ZM129 179V180H130ZM168 179H164V183H166V180L168 181ZM3 180V181H4ZM10 180H12L13 182H10ZM116 180H117V182H116ZM24 181V180H23ZM88 181V180H87ZM91 181V180H90ZM1 182V181H0ZM144 182V181H143ZM146 182H144V183H146ZM209 182H211V183H209ZM9 183H10V188L9 187H7L8 185H9ZM114 183V184H113ZM244 183V184H243ZM19 184V185H18ZM167 184H169V181H168V183ZM166 184V185H167ZM23 185V184H22ZM111 187H110V186ZM166 185H165V187H164V189L166 190V188H167V190H168V192L169 191H172V187L170 188V185H168L167 187H166ZM177 185V186H176ZM213 186V187H212ZM261 186V185H260ZM259 186V187H260ZM7 187V188H6ZM146 187V186H145ZM196 187H198V189L196 188ZM203 187V188H202ZM241 187V188H242ZM112 188V189H111ZM197 190H196V189ZM205 188H206V190H208V192L206 193V194H208V198H207V200H203L202 198H200V197H203L202 195H203V193L201 192L202 190H205ZM210 188H212L213 189V191H212V189H210ZM215 188H217V187H215ZM6 189H9V190H7L6 191ZM18 189H16V190H13V191H17ZM21 189V188H20ZM191 189V190H190ZM201 189V190H200ZM256 189V188H255ZM258 189V188H257ZM114 190V191H113ZM121 190V189H120ZM123 190H125L124 188H123ZM200 190V191H199ZM215 190V191H214ZM19 191V190H18ZM190 191V192H189ZM194 191V192H193ZM195 192H197V193H195ZM2 194H0V195H2ZM190 194V195H189ZM201 194V195H200ZM220 194V195H219ZM200 195V196H199ZM217 195V196H216ZM252 195V193H250V196ZM177 196H176V198H177ZM199 196V197H198ZM211 196V197H210ZM127 197H129V198H127ZM196 197H198V199L196 198ZM205 198L207 197L206 195L204 196ZM225 197V198H224ZM126 198V199H125ZM145 198V199H144ZM201 200H203V202H199V200L200 199ZM204 198V199H205ZM123 199H125L124 201H123ZM147 200V201H142V200ZM150 199V198H149ZM182 199V200H181ZM225 201H224V200ZM134 200H137L136 202H134ZM198 200V201H197ZM119 201H120V203H119ZM121 201H123L122 203H121ZM152 201H154V200H152ZM222 201V202H221ZM59 201H57V204L59 205L60 204V208H66V207H64V206H66V205H63L62 203H58ZM112 202V203H111ZM143 202L145 203V205L143 204ZM147 202H149V207H148V203ZM50 203V202H49ZM51 203L52 204H54V202L53 201H51ZM130 203V204H129ZM134 205H133V204ZM138 205H137V204ZM140 203V204H139ZM142 203V204H141ZM241 203V204H240ZM52 204H50V205H52ZM55 204H56V202H55ZM54 204V205H55ZM153 204H155V203H153ZM58 205L56 206V207H58ZM62 205H63V207H62ZM92 205H93V207H92ZM97 205V206H98ZM133 205V206H132ZM137 205V206H136ZM53 206V205H52ZM114 206V205H113ZM132 206V207H131ZM153 205L151 204V207H152ZM245 207V208H244ZM53 208V207H52ZM52 208L50 209V207H49V210L51 211V213L54 211V215H55V213H56V210H55V208H53L54 210L52 211ZM59 208V209H60ZM69 208V207H68ZM90 208H89V210H90ZM142 208L144 209V210H142ZM104 209L106 210V211H104ZM136 209V212L138 211L137 210V208H135ZM104 211V212H103ZM49 212V211H48ZM111 212V215L113 216V217H111L112 218V220L114 221V222H112V220H111V218H109L111 215L109 214ZM247 212V213H246ZM104 213V214H103ZM135 213V212H134ZM53 215V216H54ZM95 215H93L94 217H96ZM103 215L104 216H106V218H107V221H106V218H105V221L107 222V224H109V225H103V221H104V218H102L103 217ZM150 215V214H149ZM148 215V216H149ZM246 215V216H245ZM102 216V217H101ZM93 217V218H94ZM100 218V219H99ZM198 218V219H197ZM249 218V219H248ZM101 220V221H100ZM197 222H195V225H197L196 223ZM200 222V223H201ZM251 222V221H250ZM32 223V222H31ZM30 223V224H31ZM96 223H95V225H96ZM44 224V223H43ZM154 224V223H153ZM194 224V223H193ZM28 225H29V223H28ZM33 225H35V224H33ZM117 226H118V224H116ZM150 225V224H149ZM155 225V224H154ZM153 225V226H154ZM217 225V224H216ZM30 227H31V225H29ZM105 227V229H106V231H108L109 230V232H107V234H106V231H104L105 229H103L104 227ZM107 226H109V227H107ZM158 226H160V225H157V226H154V228H153V230L155 231V229L156 230H159V229H157V228H155V227H158ZM208 226H206V227H208ZM211 226V227H210ZM33 227V226H32ZM111 227V228H110ZM152 227V226H151ZM141 227H138V229L137 230H139ZM159 228H161V227H159ZM182 228V227H181ZM42 229V228H41ZM40 229V230H41ZM43 229H44V227H43ZM117 229H119V227L117 228ZM143 228H141L140 230H142ZM111 230V231H110ZM147 230V229H146ZM146 230H142V231H146ZM162 230V229H161ZM164 230V229H163ZM162 230V231H163ZM180 229L178 228V232H180L179 231ZM48 231H50V230H48ZM115 231H118V230H116L115 229ZM113 232V233H116V234H118L117 232ZM141 231V232H142ZM152 231V230H151ZM164 231H166V230H164ZM163 231V232H164ZM181 231L183 232H185V230H184V228H182L181 229ZM190 231H192V230H190ZM195 231V230H194ZM193 231V232H194ZM214 231V230H213ZM213 231H210V232H213ZM41 232H42V230H41ZM47 232V231H46ZM51 232V231H50ZM156 232V231H155ZM166 232H168V231H166ZM165 232V233H166ZM170 232H172V231H170ZM187 232H188V234L186 233V235H185V233L183 234V233H179L178 235H177V230H176V232H175V234L177 235V236H186V237H194V238H196V239H204L205 238V236H201V235H195V234H199V233H195V232H198V231H195L194 232V234L192 233V232H189V230H187ZM216 232V231H215ZM119 233H121L120 231H119ZM143 233V232H142ZM146 233H149V232H146ZM146 233H143L144 235V237L142 236H140V235H138V236H140L139 237V239H145V241H148V240H152V239H154V240H159V239H162L161 237H163V235L165 234H163V233H161V235L159 234L160 233V231L159 232H156L157 234H155L154 235V232L152 231V235L149 233V234H147L146 235ZM191 233V234H190ZM214 233V232H213ZM212 233V234H213ZM217 233V232H216ZM215 233V234H216ZM218 233H220V232H218ZM52 234H54V232L52 231ZM163 234V235H162ZM190 234V235H189ZM201 234V233H200ZM40 235H38V236H40ZM107 235V236H106ZM247 235V233L246 232H244L243 230L241 231V230H239L238 231V233H235V234H233V235H231V236H233V237H240V239L238 240V242H240V241H242L243 240V238L245 237ZM218 236H226V235H224V234H221L220 233V235H218ZM41 237V236H40ZM52 238H53V235L51 236ZM101 237V238H100ZM147 239H146V238ZM201 237H203V238H201ZM44 238V239H43ZM138 238V237H137ZM156 238V239H155ZM242 238V239H241ZM45 240V241H44ZM67 240V239H66ZM86 240V241H85ZM88 240V241H87ZM100 240V241H99ZM101 240H103V241H101ZM154 240H152V241H154ZM126 241V240H125ZM128 241V240H127ZM65 242H67V241H64V243ZM88 242V243H87ZM46 243V244H47ZM54 243H55V241H54ZM59 244H60V246H59ZM40 245V246H39ZM44 245V246H43ZM80 246V247H79ZM44 247V248H43ZM70 247V248H69ZM155 247V246H154ZM157 247V246H156ZM155 247V248H156ZM162 247V246H161ZM157 247V249L159 248V250H157V249H155V248H153L152 247V249H150V250H147L146 248H143V247H135V251H137V255H136V257H134V256H131L130 255V253L129 252H127V250H122L121 251V249H118L117 248V251L113 248L112 249V252H113V254H115L114 253V250L116 251V252H118V253H116L117 255H119V252L121 251L122 253H123V259H125V260H122V262H124V264H156V262H158V263H161V264H178V262H179V259L178 258H176V257H169V256H167V257H169V258H167V257H165L166 255H167V253H169V252H171V248H170V251H168V249H169V247L166 249V247L167 246H165V248L164 247ZM191 247V246H190ZM193 247V248H192ZM192 247L190 248V249H196V248H194V246L192 245ZM195 247H197V246H195ZM38 248H40V249H42V250H39ZM199 248V247H198ZM32 249V250H33ZM59 249V248H58ZM68 249H70V250H68ZM46 250V249H45ZM57 251V252H49V251ZM174 251L176 250V248H174L173 249ZM173 250H172V253H173ZM197 250V249H196ZM200 250V249H199ZM26 251H28V250H26ZM157 251H159V252H162V253H159V254H163L164 253V255H163V257H160V261H156V253L155 252H157ZM193 251V250H192ZM190 252V251H189ZM262 252L264 253V250H262ZM27 253V252H26ZM44 253V254H45ZM121 253V254H122ZM172 253H171V255H172ZM192 253V252H191ZM194 253V252H193ZM28 254V253H27ZM170 254V253H169ZM195 254V253H194ZM194 254H191V255H194ZM107 256H109V255H107ZM122 256H120V260L122 259ZM110 257V256H109ZM155 257V258H154ZM193 257V256H192ZM105 259L104 260H107V258L108 257H104ZM164 258V259H163ZM110 259H112V258H110ZM155 259V260H154ZM176 261H175V260ZM194 259V258H193ZM193 259H191V261L193 262ZM31 260H32V258H31ZM170 260V261H169ZM195 260V262H194V264H220V262H218L216 259L215 260H211L210 262H207L206 260H203V259H201V258H197V259H194ZM231 260V262L233 263V264H245L244 262H243V260H236V261H234L233 259H228V262ZM102 261V262H101ZM100 261V263H98V264H109L107 261H103V259ZM173 261V262H172ZM214 261V262H213ZM217 261V262H216ZM234 261V262H233ZM107 262V263H106ZM227 262V263H228ZM231 262H229L230 264H232ZM19 263V262H18ZM21 263V264H22ZM157 263V264H158ZM17 264V263H16ZM111 264V263H110ZM123 264V263H122ZM226 264V263H225Z\"/></svg>",
	"mask_w": 264,
	"mask_h": 264
}]
</instances>
